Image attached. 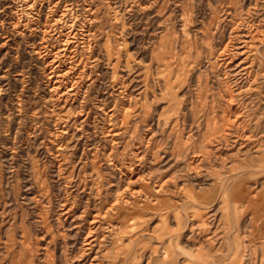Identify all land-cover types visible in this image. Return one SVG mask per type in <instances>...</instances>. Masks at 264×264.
<instances>
[{
  "label": "rangeland",
  "instance_id": "obj_1",
  "mask_svg": "<svg viewBox=\"0 0 264 264\" xmlns=\"http://www.w3.org/2000/svg\"><path fill=\"white\" fill-rule=\"evenodd\" d=\"M0 264H264V0H0Z\"/></svg>",
  "mask_w": 264,
  "mask_h": 264
}]
</instances>
